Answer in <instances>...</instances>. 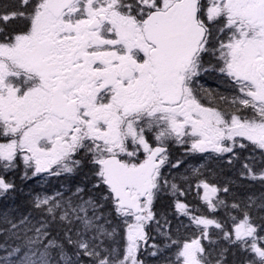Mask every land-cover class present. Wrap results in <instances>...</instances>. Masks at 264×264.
Listing matches in <instances>:
<instances>
[{"label":"snow or ice","instance_id":"1","mask_svg":"<svg viewBox=\"0 0 264 264\" xmlns=\"http://www.w3.org/2000/svg\"><path fill=\"white\" fill-rule=\"evenodd\" d=\"M0 264H264V0H0Z\"/></svg>","mask_w":264,"mask_h":264}]
</instances>
